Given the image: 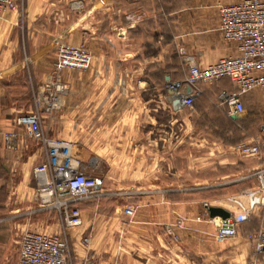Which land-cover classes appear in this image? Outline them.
Instances as JSON below:
<instances>
[{"label": "crops", "instance_id": "obj_1", "mask_svg": "<svg viewBox=\"0 0 264 264\" xmlns=\"http://www.w3.org/2000/svg\"><path fill=\"white\" fill-rule=\"evenodd\" d=\"M240 1L21 0L28 49L21 39L14 38L18 13L9 12L0 18V37L4 35V44L9 46L4 49L5 70L0 71L5 82L0 81V237L22 236L25 231L53 234L61 229L58 214L40 207L35 199L33 169L46 161L47 154L31 139L29 128L16 123L21 115L34 110V103L31 107V92L20 88L21 80L13 76L21 72V64L14 68V53L27 50L34 67L30 79L35 80L40 93L55 82V52L67 43L85 45L92 64L85 71L67 72L61 107L43 114V130L73 143L76 128L83 126L85 148L90 157H101L102 167V157L130 151L129 155L139 156L150 173L161 174L153 177L157 182L147 184L155 189L150 193L153 195L144 196L138 203L130 225L125 207L111 199H90L81 205L82 225L68 235L75 262L91 255L96 264L245 263L253 252L248 238L264 226L252 217L239 227L234 238L220 242L216 234L221 218L206 212L205 200L173 196L171 189L178 187V192L187 195L191 187H235L240 199L246 197L250 203L247 191L260 200L256 182L243 175L252 169L237 167V161L230 157L225 165L209 158L212 162L207 165L186 166L188 175L196 172V180H182L183 170L173 165L174 109L166 98L167 82L185 78L188 73L177 46H183L186 54L203 66L237 54V44L225 41L218 30L217 6ZM219 86L231 88L228 82ZM244 102L263 108L264 92H252ZM178 121L188 126V119ZM10 132L16 138L12 147H7L3 135ZM114 142L116 148H108ZM157 158L165 163L157 166ZM112 187L126 186L118 183ZM210 206L221 207L231 215L239 213L238 206ZM170 226L174 227L172 232L167 230ZM84 237L90 239L89 246L84 245ZM4 245L0 238V256Z\"/></svg>", "mask_w": 264, "mask_h": 264}, {"label": "built area", "instance_id": "obj_2", "mask_svg": "<svg viewBox=\"0 0 264 264\" xmlns=\"http://www.w3.org/2000/svg\"><path fill=\"white\" fill-rule=\"evenodd\" d=\"M19 0H0V18L9 12L18 11ZM219 32L227 42L237 44V54L223 57L203 66L179 49L188 73L180 80L168 81L167 101L173 104L175 112L188 110L194 112L196 100L202 95V86L229 79L234 91L222 90L218 100L228 117L245 115L243 97L254 91L264 92V0H241L232 4H219ZM92 62L89 49L85 45L61 44L56 51L54 63L55 82L47 84L35 98V109L21 115L16 123L27 126L33 141L42 145L47 154L45 162L33 169L37 182L36 202L40 207L55 211L60 219L61 229L57 233L25 231L20 240L18 264H73L75 263L68 229L82 225L81 203L102 192L104 179L83 171L80 162L72 155V144L65 140L51 139L42 128L44 113H52L61 107V95L66 91L63 82L57 77L63 70L85 71ZM178 101V105L174 103ZM15 133H5L4 143L12 147ZM243 158H264V124L261 134L248 144L235 147ZM251 177L257 184L260 200L253 201L251 207L243 205L238 199L239 213L227 220L221 219L216 238L223 242L234 238L239 227L254 215V206H264V165L251 170ZM250 191H247L249 196ZM211 206L204 204L206 212ZM137 208H125L124 215L133 221ZM170 229V228H169ZM253 252L244 264H264V228L249 238ZM85 246L90 245L88 237L83 238ZM80 264H96L88 255Z\"/></svg>", "mask_w": 264, "mask_h": 264}, {"label": "rangeland", "instance_id": "obj_3", "mask_svg": "<svg viewBox=\"0 0 264 264\" xmlns=\"http://www.w3.org/2000/svg\"><path fill=\"white\" fill-rule=\"evenodd\" d=\"M20 1L21 0L18 1V11L13 12L18 13V15L16 14L18 18V27L14 31V38L21 39L25 44V49H28V39L26 36L28 32L26 27L27 23L24 22L25 16L22 12ZM2 33L3 29L0 30V36ZM1 39L0 60L3 62L0 63V71L2 72L5 70L3 65L5 60L4 49H9V46L4 44V35L0 37V40ZM181 48L186 50L183 46H177L178 50ZM25 51L26 52H22L21 48V51L19 50L14 53V68L16 70L19 69L18 65L21 64V72L14 73V75H16L13 77L16 80H21L20 88L31 92L30 97L32 107V104L35 102V94L38 93V85L35 84L34 79H30V76H32V70L34 68L33 61L30 60V54L27 52V50ZM54 63L55 61L53 62V67ZM69 71L70 70H63L59 73L57 79L65 83L64 81L67 77L66 74ZM10 78L12 79V77ZM0 81L5 83L2 76H0ZM201 90L202 97L197 100L194 106V112H190L188 110L175 112L173 110V140L171 142L170 148H172L174 152L172 153L174 169H181L184 172L182 173V180H196L193 178V176L196 175V172L192 173L191 176L188 175V172H186V166L189 164L190 166L193 164V166L196 167L201 166L202 164L207 165L209 162L214 160L216 163L222 162L221 164L225 165L227 164L228 158L230 157L237 161L236 166L240 168L241 166H245L247 169H255L264 165V158H243L234 150L235 147L248 144L261 134L260 132L264 124V107L261 108L260 106L257 107L251 104L246 105L247 111L243 119L233 121L228 117L225 109L218 100L220 90L218 84L214 83L211 86H202ZM33 107V109H35V103ZM181 118L189 120L188 126H181L179 124L178 120ZM76 129L77 137L72 141L77 145H74L67 139L60 140H65L73 144L72 155L80 162L84 172L92 176L98 175L103 177L104 186L102 192L91 199H111L114 203L118 202L119 205H122L125 208H138V203L144 196L153 195L150 193L155 189L148 188L147 184L157 182V180L153 179V177L159 178L161 174L153 172L150 173L148 171L149 168L146 167L143 162H140L139 156H132V153L129 155L130 151H127L128 154L126 153L125 155L121 156L106 155L102 157L104 159V166L102 167L100 165L101 157H90V151L88 152L85 148L83 126ZM72 131L75 132V130ZM44 132L48 138L57 139L55 136H53V131L47 132L44 130ZM63 136L66 135L62 134L61 137ZM108 148L114 150L116 148V142L112 143V146L109 145ZM93 149H95V146ZM167 149H169V147ZM194 157H198L199 160H195ZM209 158H212V160H209ZM155 162L157 163V166L159 162L162 164L165 163V161H159V158H157ZM243 175H246V178H248L251 182H255V180L251 177V170H248ZM162 180H165L164 176ZM118 183H121L122 186L126 187L123 189L114 187H112L113 189L110 188L112 185ZM142 185L146 187L140 188L139 186ZM175 188L178 187H173V189H171V194L173 196H187L191 198H197L202 201L205 200L204 204L208 203L209 205L212 203H221L222 205L227 206H238L233 202L234 199H238V201H240L243 205L249 204V206H252L253 201L257 200L255 196H248L250 197V203H247L246 197L242 198V201L240 199L241 194L238 193L240 191L237 192L235 187H208L202 190L198 189L201 187H191L189 190H187V195H185V192H178V189ZM161 190L164 191L165 189ZM85 202L86 201L82 202L81 205H83ZM263 216L264 206H254V215L252 217H255L256 220L264 222ZM126 220L128 225L132 223V221L130 222L128 218H126ZM173 228L174 227L171 228V226L168 227V232H172ZM74 229L75 228L68 229V235L70 234V231ZM0 238L2 241H5L4 252L0 256L1 264H18L21 236H15L13 238ZM175 239L177 240V238ZM73 264L80 263L75 262Z\"/></svg>", "mask_w": 264, "mask_h": 264}, {"label": "water", "instance_id": "obj_4", "mask_svg": "<svg viewBox=\"0 0 264 264\" xmlns=\"http://www.w3.org/2000/svg\"><path fill=\"white\" fill-rule=\"evenodd\" d=\"M179 102L176 101L174 103V105H178ZM245 115H241V116H238V117H232L233 119H239V118H243ZM209 212H210V216L215 218V217H220L221 219L223 220H227L231 217V214L229 211L221 208V207H210L209 208Z\"/></svg>", "mask_w": 264, "mask_h": 264}, {"label": "trees", "instance_id": "obj_5", "mask_svg": "<svg viewBox=\"0 0 264 264\" xmlns=\"http://www.w3.org/2000/svg\"><path fill=\"white\" fill-rule=\"evenodd\" d=\"M183 79V78H182ZM223 82H228L230 85H231V88H220V86H219V84H222ZM216 84H218V87L220 88V90H219V93L222 91V90H229V91H234L235 90V87L233 86V84H232V82L229 80V79H222V80H220V81H218V82H216ZM251 94V93H250ZM247 95H249V94H247ZM247 95H245L244 97H243V101H244V98L247 96ZM202 96H200L197 100H199L200 98H201ZM197 100H196V102H197ZM196 102H195V104H196ZM244 104H245V102H244ZM245 107H246V104H245ZM246 109H247V107H246ZM226 111V114H227V110H225ZM247 111V110H246ZM230 118V117H229ZM230 119H232V118H230ZM243 118H241V119H237V120H233V121H238V120H242ZM264 217V216H263ZM252 219V218H251ZM250 219V220H251ZM259 221V220H258ZM259 223H260V225L261 226H264V222H261V221H259ZM262 228H264V227H262ZM261 228V229H262ZM261 229H259V230H261ZM258 230V231H259Z\"/></svg>", "mask_w": 264, "mask_h": 264}]
</instances>
